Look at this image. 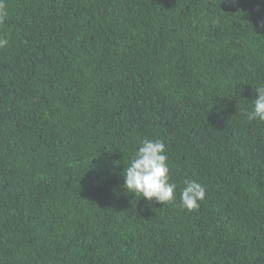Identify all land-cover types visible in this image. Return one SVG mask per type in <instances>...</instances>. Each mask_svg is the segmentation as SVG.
Returning a JSON list of instances; mask_svg holds the SVG:
<instances>
[{"label":"trees","instance_id":"trees-1","mask_svg":"<svg viewBox=\"0 0 264 264\" xmlns=\"http://www.w3.org/2000/svg\"><path fill=\"white\" fill-rule=\"evenodd\" d=\"M5 3L0 264H264V0ZM143 139L171 204L123 186Z\"/></svg>","mask_w":264,"mask_h":264},{"label":"clouds","instance_id":"clouds-1","mask_svg":"<svg viewBox=\"0 0 264 264\" xmlns=\"http://www.w3.org/2000/svg\"><path fill=\"white\" fill-rule=\"evenodd\" d=\"M7 5L5 0H0V24L7 19ZM9 40L0 35V49L5 48ZM258 98L254 99L252 111H246L248 121L264 122V86L256 87ZM166 145L161 140L143 139L134 153L127 168L124 169V188L127 192L165 204L173 203L177 185L170 182V169L168 156L165 152ZM185 186L180 191V206L188 211L200 207V202L205 199L206 187L196 180H185Z\"/></svg>","mask_w":264,"mask_h":264}]
</instances>
